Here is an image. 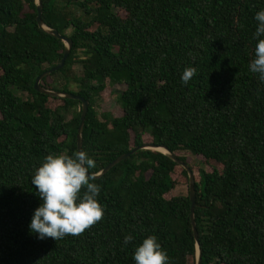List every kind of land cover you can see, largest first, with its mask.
<instances>
[{
	"label": "trees",
	"instance_id": "1",
	"mask_svg": "<svg viewBox=\"0 0 264 264\" xmlns=\"http://www.w3.org/2000/svg\"><path fill=\"white\" fill-rule=\"evenodd\" d=\"M262 9L264 0H41L43 25L72 47L40 85L88 100L82 151L96 162L90 172L143 143L221 165L199 170L194 182L201 264H264V82L249 70ZM36 15L35 0H0V264H136L149 236L170 264H195L189 189L164 197L180 165L152 149L92 181L105 209L93 227L59 241L30 232L42 203L32 178L48 154L77 152L81 112L79 100L34 88L65 47ZM188 67L197 73L185 85ZM107 83L125 85L115 96L119 116L96 110ZM49 99L62 105L52 109Z\"/></svg>",
	"mask_w": 264,
	"mask_h": 264
},
{
	"label": "clouds",
	"instance_id": "2",
	"mask_svg": "<svg viewBox=\"0 0 264 264\" xmlns=\"http://www.w3.org/2000/svg\"><path fill=\"white\" fill-rule=\"evenodd\" d=\"M258 26L254 37L258 39L255 57L250 61L249 70L258 74L264 82V9L255 14ZM197 73L194 67L185 68L182 82H188ZM94 159L85 151L71 155L66 153L48 154L42 165L36 169L31 183L42 200L36 208L30 223V232L38 234L39 239L52 238L57 241L67 235L79 236L90 229L105 216V209L98 200L101 187L93 183L96 173ZM128 235L124 243L131 242ZM136 264H170L168 253L157 237L145 238L134 253Z\"/></svg>",
	"mask_w": 264,
	"mask_h": 264
},
{
	"label": "water",
	"instance_id": "3",
	"mask_svg": "<svg viewBox=\"0 0 264 264\" xmlns=\"http://www.w3.org/2000/svg\"><path fill=\"white\" fill-rule=\"evenodd\" d=\"M35 2L37 4L36 21H37L38 26L45 29L47 32H49L53 36L61 39L64 42L65 47H64L63 56H62L60 62L58 64L44 70L35 78L34 88L38 92L49 94L51 96L70 98V99H75V100L80 101L81 112H80V122H79V125L77 128V133H76V138H77L76 148H77V152L82 151V130H83L86 112L88 109V104H89L88 100H86L84 97L77 95V94L61 93L58 91L46 89L45 87L40 85V81L42 80L43 77L48 76L50 73L60 69L64 65L65 59L67 58L68 53L70 52V49L72 47V41L66 35L58 33L57 30L49 29L43 25L42 20H41V0H35ZM159 148L163 149V151H160V152L167 154L173 161L177 162L180 166H182L187 171L188 181H189V184H188L189 185V199L191 202V204H190V221H191L192 230L194 233V238L196 241V263L195 264H201V251L199 249L198 234H197L194 216H193V209H194V204H195V202H194V182H195V179H194V174H193V172H192V170H191V168L187 162L182 161L180 158H178V156H176V154L171 152L164 145H155L154 143H143L139 146H135V147L131 148L127 152H124V153L118 155L116 158H114L112 161H110L104 168H102L99 172L96 173V178H98L102 174L106 173L115 164H117L121 160L127 158L128 156H130L131 154L135 153L136 151H138L140 149H152V150L159 151Z\"/></svg>",
	"mask_w": 264,
	"mask_h": 264
},
{
	"label": "rangeland",
	"instance_id": "4",
	"mask_svg": "<svg viewBox=\"0 0 264 264\" xmlns=\"http://www.w3.org/2000/svg\"><path fill=\"white\" fill-rule=\"evenodd\" d=\"M118 13L124 17L125 12L122 10H118ZM73 70L75 72H79L81 70V67L79 64H75L73 66ZM52 79L51 77L47 78V82H51ZM72 89L76 90L77 87L75 85L71 86ZM113 89V93H112ZM125 89L124 84H115L112 87L107 83V86L105 89L100 93L99 96V101L98 104L96 105V110L97 112H103V111H109L115 116H119L122 114L121 109L118 107L117 102H116V94L121 92L122 90ZM48 107L54 109L57 106L62 105V101L60 99H49L47 103ZM144 141H150V137L147 134L143 135ZM177 156H184L186 161L188 162L189 166L192 168L194 172V178L196 181L199 180V170H204V171H212L213 169H220L221 165L216 164L212 161H206L201 155H194L191 154L188 151H183L179 150L176 152ZM182 166H176L174 168V173H173V178L175 179V186L172 190H170L168 193L164 195L165 198H169L174 195H180V194H187L189 185H188V175L187 173L185 174L182 171ZM196 261V258H195Z\"/></svg>",
	"mask_w": 264,
	"mask_h": 264
},
{
	"label": "bare ground",
	"instance_id": "5",
	"mask_svg": "<svg viewBox=\"0 0 264 264\" xmlns=\"http://www.w3.org/2000/svg\"><path fill=\"white\" fill-rule=\"evenodd\" d=\"M159 151H163V149L159 148Z\"/></svg>",
	"mask_w": 264,
	"mask_h": 264
}]
</instances>
